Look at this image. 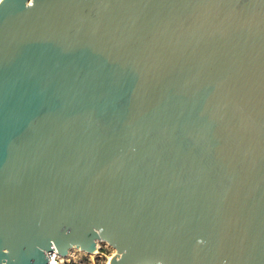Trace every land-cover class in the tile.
<instances>
[{"label":"water","instance_id":"water-1","mask_svg":"<svg viewBox=\"0 0 264 264\" xmlns=\"http://www.w3.org/2000/svg\"><path fill=\"white\" fill-rule=\"evenodd\" d=\"M264 264V0L0 11V264Z\"/></svg>","mask_w":264,"mask_h":264},{"label":"rangeland","instance_id":"rangeland-1","mask_svg":"<svg viewBox=\"0 0 264 264\" xmlns=\"http://www.w3.org/2000/svg\"><path fill=\"white\" fill-rule=\"evenodd\" d=\"M100 249L96 250L95 254L87 253L86 256L75 254L74 260L77 264H106L107 258L112 257L115 251L107 249V244L104 242L99 243ZM97 246V248H98Z\"/></svg>","mask_w":264,"mask_h":264},{"label":"built area","instance_id":"built-area-1","mask_svg":"<svg viewBox=\"0 0 264 264\" xmlns=\"http://www.w3.org/2000/svg\"><path fill=\"white\" fill-rule=\"evenodd\" d=\"M99 249L100 246H98L97 252ZM75 254L86 256L87 252L76 247L70 248L67 251L66 256L60 255L56 250L45 252L47 264H77L78 262L74 260Z\"/></svg>","mask_w":264,"mask_h":264},{"label":"bare ground","instance_id":"bare-ground-1","mask_svg":"<svg viewBox=\"0 0 264 264\" xmlns=\"http://www.w3.org/2000/svg\"><path fill=\"white\" fill-rule=\"evenodd\" d=\"M13 1H17V0H0V11L9 3L13 2ZM99 243H101L100 241H95V246L94 249L91 250L89 253L95 254L96 250H97V246L99 245ZM105 243V242H104ZM107 244V243H106ZM116 252V251H115ZM115 257V254L112 257H108L107 258V262L106 264H112V259Z\"/></svg>","mask_w":264,"mask_h":264}]
</instances>
